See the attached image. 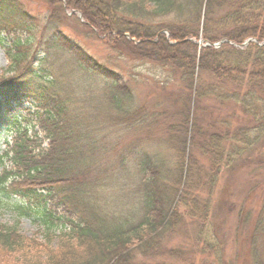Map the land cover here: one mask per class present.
<instances>
[{
  "label": "trees",
  "instance_id": "16d2710c",
  "mask_svg": "<svg viewBox=\"0 0 264 264\" xmlns=\"http://www.w3.org/2000/svg\"><path fill=\"white\" fill-rule=\"evenodd\" d=\"M51 1L56 13L45 17L52 26L36 45L95 76L100 104L74 118L52 70L37 68L6 92L15 79L5 73L33 58L40 27L17 3L0 0L8 59L0 74V130L10 135L4 155L13 164L0 172V204L18 197L19 214L34 216L43 232L39 242L0 226V253L18 252V264H253L243 246L253 244L262 207L250 195L264 186V175L238 208L224 204L228 213L237 209L228 247L215 228L230 170L264 166V45H241L250 36L264 39V0ZM64 6L106 33L112 49L164 69L165 85L179 81L176 110L134 105L129 83L59 29ZM126 33L137 39L131 48ZM200 38L227 41L214 47ZM209 100L233 107L206 120ZM174 235L190 241L188 251L168 245Z\"/></svg>",
  "mask_w": 264,
  "mask_h": 264
},
{
  "label": "rangeland",
  "instance_id": "374dc122",
  "mask_svg": "<svg viewBox=\"0 0 264 264\" xmlns=\"http://www.w3.org/2000/svg\"><path fill=\"white\" fill-rule=\"evenodd\" d=\"M11 1L17 3L20 8L24 9L26 12L36 18V23L40 27V32L36 33V40L31 47L32 53L34 54L33 58L28 60V62L22 63L18 69L5 73L6 78L14 77L13 79H15L11 80L12 83L10 87H5L7 89L6 92L9 91V93H12L11 88H14V82L17 89V86L19 85H17L16 82L19 81V84H21L22 80L25 78V75L23 74L29 72L28 70H35V68H37L42 74L46 73V71L48 70H52V74L49 75V78L57 77L56 80L60 82L58 83V88H55V91L58 90L62 97H69V100L72 102L71 115H73V117L75 118L76 116H85V113L86 116H88L89 112L94 113V107L100 104L99 95L97 93H94L95 91H100V84L97 83L96 77L92 75L89 76L83 71H80V67L78 66L74 69V66H72L73 61H71L69 56L67 57L66 55H61L59 56L60 58L57 56L48 58V56L43 53L44 50L41 49V46L36 45L37 39L39 42V35L41 39L43 38V36H47L46 32L52 26V24L48 23L45 16L50 15L51 13L55 14L57 6L55 4H52L51 0ZM60 2L62 3V5L65 4L64 0H61ZM55 23H57L59 29L64 34L68 35L70 38L76 41L88 53V55L110 67V69H112L119 75V80L127 81L129 83L133 91L132 103L134 105L145 104L146 107L150 108L152 106H155L156 104H160L164 108V110L168 108L167 113H172V111L176 110L177 104L174 103L173 99L174 97L178 96L177 94L182 85L179 83V81H174L172 83L173 85L171 86H169L170 83L168 85H165L164 80H168V73L164 69L156 68L150 63L147 64V62H142L133 57H130L126 55L125 52L121 49H112L106 42L108 38L107 34L100 33L96 28L88 26L82 18V14L79 10L69 9L64 6L63 12L60 13L58 22ZM165 34L168 38L167 31H165ZM25 37L26 35H22V39H24ZM248 38L255 39V41L251 40L250 42L257 43L258 45H264V39L259 40L254 36H250ZM124 40L126 41L129 48L137 43V39L131 37L128 33H126ZM196 42L200 45H212L213 43H215L203 41V39L201 38L199 40L196 39ZM30 54L31 53H29V55ZM133 56L137 57L138 54H134ZM38 58H43L41 63L37 62ZM7 66L8 59L6 58L3 47L0 46V74L4 72ZM46 76H48V74H46ZM86 83H89V85L87 89H84ZM177 86L180 89L178 88L179 90L176 92ZM95 87H97V89L93 90ZM23 92L24 91L21 90L20 93L18 92V95L23 96ZM207 105L209 110L208 112L211 114L204 115V118L206 120H211L213 118L219 120L223 115L220 113H222L224 110H228L229 107H233L231 104H227V106L221 105L222 107L219 108V104L217 105V102L210 100ZM261 112L263 113L262 115H264V110H262ZM241 114L242 113L240 112L237 115ZM233 120L236 121L235 119ZM9 139L10 135L4 129L0 130V172L2 171L3 166H5V168L7 167L8 171H13V164L4 155V151L6 150L5 143ZM123 140H125V138H123ZM255 154L256 152L254 153V155ZM251 165L255 166L254 164ZM261 166L262 169L259 167H254L253 172L248 168V166H239L236 168L234 167L227 175L226 184H224L226 178L221 182V186L223 184L225 185L221 188L222 192L220 196V203L223 204V207L221 208V213L217 215L216 219V223L220 227V229L216 227V230H214L215 232H217V234L219 233L224 235L223 240L226 241L227 247L228 243H230L229 236L233 231L235 222L234 217L236 216L237 209H231V211L228 213L227 207L224 206V204L228 205V203L230 202H235L234 204H236L235 206H237L238 208L240 202L244 200L245 195H247V191L250 186L253 184H259L260 180H262V177L264 175V166ZM14 174L18 173L16 172L12 175ZM15 180L20 181L22 179L16 178ZM250 197H252L255 205L262 207V213L257 217H254V224L253 226H251L253 236V244H251V248L244 246L243 248L244 252L249 254L250 259H254L253 264H264L263 184L258 185L256 191L253 193V196L250 195ZM21 203L22 200L18 197H9L5 202L0 204V226H16L17 231L25 237L30 239L34 238L39 242L42 241L43 232L38 225V222L34 220L35 217L32 215H20L18 210L16 209V205H19ZM247 209L248 208L244 209L243 207V212L245 213ZM244 234V230H239L238 240L242 241V239L244 238ZM168 245L188 251L190 247V241L187 238L174 235L169 239ZM199 257L201 258V256L198 255V257L194 259V262H196ZM18 259V252L12 255L8 254V252H4L3 254L0 253V264H18ZM136 260L137 262L145 261V259L140 255L136 258Z\"/></svg>",
  "mask_w": 264,
  "mask_h": 264
},
{
  "label": "water",
  "instance_id": "95a60500",
  "mask_svg": "<svg viewBox=\"0 0 264 264\" xmlns=\"http://www.w3.org/2000/svg\"><path fill=\"white\" fill-rule=\"evenodd\" d=\"M251 40H254L255 41V39H251V38H248V39H246L241 45H243V46H245L248 42H250ZM224 41H227V40H225V39H223V40H219L218 42H215V43H213L212 44V46H214V47H218L222 42H224ZM264 44V43H263Z\"/></svg>",
  "mask_w": 264,
  "mask_h": 264
}]
</instances>
